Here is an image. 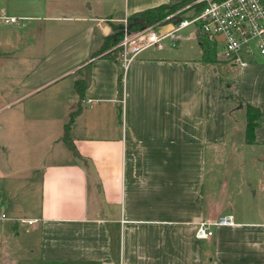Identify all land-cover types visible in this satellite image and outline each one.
Instances as JSON below:
<instances>
[{
  "label": "crops",
  "instance_id": "1",
  "mask_svg": "<svg viewBox=\"0 0 264 264\" xmlns=\"http://www.w3.org/2000/svg\"><path fill=\"white\" fill-rule=\"evenodd\" d=\"M108 1L0 0V51L22 61L16 70L28 62L20 55L27 37L43 45L40 60L17 80L25 93L14 102L44 88L58 102L57 116L42 114L45 134L48 120L58 119V147L31 164L40 187L37 216L19 220L41 226L46 256L61 264H264V151L257 160L245 153L234 161L232 177L204 196L208 150H224L242 122L223 95L212 94L209 70L211 90L194 95L203 67L182 85L181 98L171 55L145 51L125 72L120 58H111L115 46L104 50L109 36L132 15L165 4L130 13L128 2ZM3 16L19 24L5 26ZM253 68L264 78L262 62L243 71ZM258 93L237 98L261 111L254 145L246 143V115L244 145L251 150L264 149V89ZM73 114L69 135L79 155L63 140ZM225 216L235 225L215 228L209 240L195 238L197 224Z\"/></svg>",
  "mask_w": 264,
  "mask_h": 264
},
{
  "label": "rangeland",
  "instance_id": "2",
  "mask_svg": "<svg viewBox=\"0 0 264 264\" xmlns=\"http://www.w3.org/2000/svg\"><path fill=\"white\" fill-rule=\"evenodd\" d=\"M112 1L109 0L108 2ZM114 1L120 6L128 2L131 9L130 13H132L134 9L143 10L154 7L160 0ZM162 1H164L162 4L171 6L183 0ZM191 15L192 11H189L183 17L190 18ZM2 22L4 23V21ZM27 24V21L24 22L25 26ZM123 24L121 23L120 26ZM49 25L51 27L56 23L53 22ZM1 30L6 29L1 28ZM193 30V27H189L179 33L178 48L167 47L165 51L162 50L164 52L152 48L148 49L147 53L175 57L172 60L173 63L179 65L177 74L179 98L183 94L182 85L185 86L186 81L192 82L191 74L200 71L202 67L204 68L202 69L203 75L197 72L198 75L201 74L199 76V78L201 77L200 92L194 88V95L200 97L205 90H211V86L208 88L206 85V78L204 77V72L209 70L210 76L216 82V85L212 86L214 90L212 94L219 93L220 96L223 95L226 99V105H229L228 110L233 111V115H235V120L238 119L242 122L240 131L231 129L228 135L231 141L224 150H220L218 153L209 150L207 152L205 166V180L207 181L203 195L210 194L212 196V193L217 191L221 181L229 180L232 177L233 172L230 176V171L235 169L234 161L243 159L245 153L247 155L251 153L252 159L257 160L258 155H260L258 150L264 151L263 148L251 150L249 149L250 146L244 145V123H246L247 112L245 106L237 103V98L244 100L250 95L259 94L258 91L264 89L260 88L264 85V82L263 84H259V82L264 81V78L255 71L261 70L260 68H253L244 72L239 68H231L224 61H221L220 56H217V62H206L203 58V50L198 42L189 38V34ZM27 39L29 42L28 47L25 48L27 52L22 51L20 54L22 58L28 59V62H23V64L28 65L26 68H23L22 64L16 70L22 61L18 62L17 59H13L12 55L0 51V264H61L57 261L56 256H46L47 249L45 248L41 226H31V224L19 220L23 217L37 216V208L40 204L38 188L40 187L38 181L32 179L31 164L33 160L38 162L45 156L50 157L52 153H55L58 146L52 143V139L57 138L59 128L58 119L48 120L50 124H48V133H46L48 137H46L42 127V122L45 120L42 118L44 117L42 114L47 110H52L56 116L58 115V112H56L58 102L55 99L48 98L49 94L52 93L51 89L37 90L20 102H14L18 96L25 93L19 89L17 80L29 72L27 70L30 69L29 66L34 67L42 57L43 45H37L35 37H27ZM53 42H56V39ZM8 43H11L10 40ZM211 50H213L211 53L217 51L215 48ZM259 61L263 63L260 58ZM251 70L255 71V74ZM199 78L195 76L194 80ZM257 84L259 85L257 86ZM197 104L199 110L203 103L198 102ZM60 131L63 133V127ZM44 136L48 138L47 142L40 143L41 138ZM65 150L68 152L66 148ZM221 161L231 164L229 167L221 166L219 163ZM216 163H218V166L215 165ZM227 169L229 172H227ZM2 214H5L6 219L2 218ZM253 216L254 218L257 217V215Z\"/></svg>",
  "mask_w": 264,
  "mask_h": 264
},
{
  "label": "built area",
  "instance_id": "3",
  "mask_svg": "<svg viewBox=\"0 0 264 264\" xmlns=\"http://www.w3.org/2000/svg\"><path fill=\"white\" fill-rule=\"evenodd\" d=\"M201 6V9H197ZM192 11L190 18L183 15ZM5 24H19L15 17L3 16ZM180 21L175 24V21ZM189 27V34L200 45L207 42L216 55L231 68L244 70L253 64L264 63V0H195L166 19L138 30L123 24V38L114 48L120 50V61L126 72L129 66L148 49L177 48L179 33ZM213 51V50H212ZM259 61V62H258ZM6 219L5 215H2ZM29 224L34 221L22 220ZM232 216L206 220L197 224L195 238L209 240L215 228L234 226Z\"/></svg>",
  "mask_w": 264,
  "mask_h": 264
},
{
  "label": "trees",
  "instance_id": "4",
  "mask_svg": "<svg viewBox=\"0 0 264 264\" xmlns=\"http://www.w3.org/2000/svg\"><path fill=\"white\" fill-rule=\"evenodd\" d=\"M193 1L195 0H183L180 3L174 4L171 6L161 5V6H157V7L136 13L132 15L131 17H129L128 19L129 25L130 26L133 25L136 20H145L147 21L148 25L151 26L157 22H160L166 19L168 16L176 13L177 11L185 8L186 6L191 4ZM201 8H202L201 6L197 7L198 10ZM141 28L142 26L140 25H133L131 29L138 30ZM122 38H123V28L121 27L109 36L108 41L106 42L104 46L105 47L104 50H106L109 47L116 46L117 44H119ZM200 47L203 50V58L206 62L209 63L211 61L212 62L218 61L217 55L214 53H211L212 52L211 46L207 42L200 41ZM110 53L112 54V55L110 54L111 58L115 59L116 61H119L120 50L118 48L113 50ZM76 89L78 93L80 94V96L83 97L84 96V84L77 82ZM246 111H247L246 143L248 145H254L256 143V133L255 132L259 124V120L261 118V111L259 108L254 107L252 105H247ZM74 119H75V114L71 116V120L65 128V135L63 137V140H64V143L67 145V147L73 153H75L76 155H79L69 135V131L74 122Z\"/></svg>",
  "mask_w": 264,
  "mask_h": 264
},
{
  "label": "water",
  "instance_id": "5",
  "mask_svg": "<svg viewBox=\"0 0 264 264\" xmlns=\"http://www.w3.org/2000/svg\"><path fill=\"white\" fill-rule=\"evenodd\" d=\"M180 21V19L175 21V24H177ZM133 25H140L142 27H146L148 25L147 21L145 20H136ZM133 25H129V28L131 29Z\"/></svg>",
  "mask_w": 264,
  "mask_h": 264
}]
</instances>
